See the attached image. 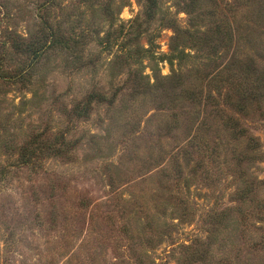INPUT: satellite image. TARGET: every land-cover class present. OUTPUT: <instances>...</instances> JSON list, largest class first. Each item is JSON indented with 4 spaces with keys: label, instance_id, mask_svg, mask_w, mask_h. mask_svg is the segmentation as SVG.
Returning a JSON list of instances; mask_svg holds the SVG:
<instances>
[{
    "label": "rangeland",
    "instance_id": "rangeland-1",
    "mask_svg": "<svg viewBox=\"0 0 264 264\" xmlns=\"http://www.w3.org/2000/svg\"><path fill=\"white\" fill-rule=\"evenodd\" d=\"M0 264H264V0H0Z\"/></svg>",
    "mask_w": 264,
    "mask_h": 264
},
{
    "label": "trees",
    "instance_id": "trees-1",
    "mask_svg": "<svg viewBox=\"0 0 264 264\" xmlns=\"http://www.w3.org/2000/svg\"><path fill=\"white\" fill-rule=\"evenodd\" d=\"M150 3V10L156 6V0H147ZM58 35L50 27H45L42 37L35 44L36 51L45 49L47 45L55 44L58 42ZM33 47V45H31Z\"/></svg>",
    "mask_w": 264,
    "mask_h": 264
}]
</instances>
